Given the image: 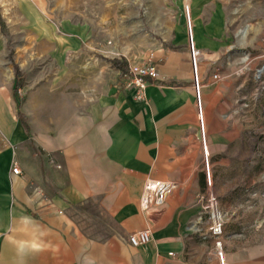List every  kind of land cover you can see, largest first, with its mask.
Wrapping results in <instances>:
<instances>
[{"label":"crops","instance_id":"crops-1","mask_svg":"<svg viewBox=\"0 0 264 264\" xmlns=\"http://www.w3.org/2000/svg\"><path fill=\"white\" fill-rule=\"evenodd\" d=\"M191 9L213 186L232 197L245 143L234 103L249 82L221 66L230 46L225 6L191 0ZM167 39L169 48L154 52L158 78L141 101L114 85L116 67L64 66L25 99L0 70V264H218L213 240L193 226L205 179L182 24ZM148 178L175 188L142 211ZM220 178L232 185L227 192ZM251 195L245 188L244 201ZM143 229L150 241L131 246L128 236ZM251 231L258 237L245 235ZM222 245L226 264H264V225L228 224Z\"/></svg>","mask_w":264,"mask_h":264},{"label":"rangeland","instance_id":"rangeland-1","mask_svg":"<svg viewBox=\"0 0 264 264\" xmlns=\"http://www.w3.org/2000/svg\"><path fill=\"white\" fill-rule=\"evenodd\" d=\"M217 1L225 6L230 32L221 66L234 81L247 76L249 86L238 89L234 103L245 138L237 147L236 194L217 195L215 186L212 191L224 227L264 225V0ZM185 4L193 33L191 0H0V70L11 76L20 99L37 83L53 81L64 66L99 73L118 68L117 61V87L129 63L154 60L157 48H169L176 24L186 37ZM220 180L227 192L232 185ZM245 188L253 194L246 201ZM245 235L256 238L259 232Z\"/></svg>","mask_w":264,"mask_h":264},{"label":"built area","instance_id":"built-area-1","mask_svg":"<svg viewBox=\"0 0 264 264\" xmlns=\"http://www.w3.org/2000/svg\"><path fill=\"white\" fill-rule=\"evenodd\" d=\"M186 2V0H184ZM188 7L185 4V25H186V47L190 63L192 88L195 98V111L198 124L199 141L202 146V171L205 179V189L199 196L200 212L193 223L195 231L201 232L204 237L210 238L214 242V254L218 264L225 263L222 239L224 236V222L216 196L213 193V176L211 164L208 158L206 145V133L203 121V106L201 101V80L198 76V64L202 59L200 50L196 47L193 40L191 18L188 13ZM158 78V68L152 59L144 60L139 64H128L126 70L121 73L119 87L132 90V96L135 100L145 99V90L148 84ZM214 80L218 79L217 74H213ZM11 171L13 174L19 173V165L13 160ZM175 183L170 180H158L148 178L144 181L142 191L139 197V207L146 211L151 207L161 206L166 197L174 190ZM128 242L131 246L138 247L146 244L151 239L148 229L139 230L128 236Z\"/></svg>","mask_w":264,"mask_h":264},{"label":"trees","instance_id":"trees-1","mask_svg":"<svg viewBox=\"0 0 264 264\" xmlns=\"http://www.w3.org/2000/svg\"><path fill=\"white\" fill-rule=\"evenodd\" d=\"M114 65L117 66L118 68H121V67H122V65H120L117 61L114 62ZM19 85H20V84H18V83L16 82L15 85H14V88H15V89L18 88ZM18 115H19L18 117L21 119L22 124H23V125L25 126V128H26L27 126H26V123H25V121H24V117H23L20 113H19Z\"/></svg>","mask_w":264,"mask_h":264},{"label":"bare ground","instance_id":"bare-ground-1","mask_svg":"<svg viewBox=\"0 0 264 264\" xmlns=\"http://www.w3.org/2000/svg\"><path fill=\"white\" fill-rule=\"evenodd\" d=\"M110 53H113V54H115L116 53V51H115V49H112V50H110L109 51ZM204 121V120H203ZM204 130H205V125H204ZM206 133V132H205ZM207 145V144H206Z\"/></svg>","mask_w":264,"mask_h":264}]
</instances>
